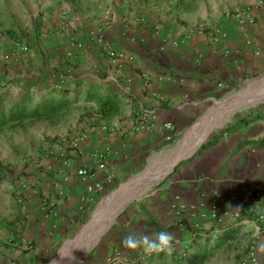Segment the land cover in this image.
I'll return each mask as SVG.
<instances>
[{"label": "crops", "instance_id": "1", "mask_svg": "<svg viewBox=\"0 0 264 264\" xmlns=\"http://www.w3.org/2000/svg\"><path fill=\"white\" fill-rule=\"evenodd\" d=\"M137 1L108 0L117 12L106 24L81 22L62 32L59 22L58 32L30 43L27 52L1 37L14 60L32 66L18 73L21 83L14 88L12 104L24 96L33 105L64 96L82 105L74 148H59L43 162L39 184L28 186V218L12 235L19 243L32 242V248L3 245L0 264H40L59 239L90 216L101 195L143 166L145 174L163 166L169 157L160 154L171 143L179 145L169 156L182 152L211 115L212 101L263 68L264 0L242 7L253 21L223 15L206 25L160 24L162 9ZM189 7L186 2L179 9ZM106 44L132 53L134 60H115ZM108 98L116 107L102 105ZM240 115L243 120L236 115L210 134L213 127L204 142L225 126L234 129L209 147H198L157 186L134 198L109 246L136 255L143 249L124 246L126 236L154 239L167 231L172 249L182 252L196 240L210 236L214 242L227 231L226 245L234 242L241 259L254 247L264 264V103ZM84 167L89 172L80 175ZM214 205L220 221L211 218ZM238 206L243 211L235 216Z\"/></svg>", "mask_w": 264, "mask_h": 264}, {"label": "rangeland", "instance_id": "2", "mask_svg": "<svg viewBox=\"0 0 264 264\" xmlns=\"http://www.w3.org/2000/svg\"><path fill=\"white\" fill-rule=\"evenodd\" d=\"M107 1L0 0V103L2 106L9 108L12 104L14 88L18 87L21 83V80L16 78L18 73L22 69L32 68V66H22L14 60L16 58H12L9 52L12 49H8L9 40L20 46L23 43L28 45L30 43L34 44L43 35L58 32L59 30H55V28L59 26L57 25L59 22H61L60 25L64 26V28L61 27L60 29L62 32L65 30L70 31V29L79 26L81 22L88 25L96 21L106 24L113 20V17L116 16L114 13L117 12L114 7L111 9L106 4ZM130 1L135 4L138 2L137 0ZM254 1L257 3L261 2V0H149L148 3H145V6L148 5L152 9L153 7L162 9L160 12L161 18L158 21L160 24L170 22L173 25L175 22L183 23L184 21H191L195 25H206L208 22L219 21L220 17L225 15V10L242 8ZM47 2H50V4H46ZM186 2L190 5L189 11L179 9L181 4ZM119 18V14L117 13L116 22H118ZM2 36L8 38V44L5 45L4 40L1 38ZM21 51L27 52L22 49ZM258 79L260 80L257 81ZM262 85H264V66L254 72L250 78L232 88H227L223 94L216 98V101H212L211 105L213 108L210 116H212L214 121L219 120L221 124L216 125L210 134L232 121L236 115L246 113L253 107L263 104L264 100L258 103L247 104L238 108L228 117H226L227 113L224 107H222L230 98L236 95H247L259 89ZM69 98L72 99L73 97ZM86 101H89V99H86ZM81 105L82 103L74 101L59 116L54 118L14 123L0 130V247L6 245L17 248L18 245H22L28 251L32 248V242L19 243V240L13 237H16V235H12L13 233H18L20 222L26 221L28 218V186L33 187L38 185L42 180L41 169L44 166L43 162L56 154L58 150L57 145L60 141L64 142V144L60 143L63 148L67 147L68 150L74 148V124L80 114ZM29 106L32 107L33 104L30 102ZM190 144L191 142H188L185 146L188 147ZM176 145L179 144L175 142L171 143L162 150L160 155L162 157L167 155L166 157L169 158L163 166L154 168L155 170L165 168L167 162L169 163L175 157V151L170 156L168 154L175 149ZM146 169L143 166L137 173L132 174L101 195L96 200L90 216L81 223H78L69 234L59 239L54 252L45 256L40 264H50L59 255L63 247H65L62 250L63 255L55 264H107L110 257L116 253H121L120 250H115L113 245L109 246V243L113 239H116L112 236L113 229L120 223L126 209L136 200L131 201L135 197L134 195L142 193L144 195L148 192L147 190L157 186V180L163 178L165 174L158 178V175H153L155 170L152 169L151 172L144 174L141 178L142 181L148 176L147 181H142L139 185L136 184L135 192L133 186H130L129 189L133 194L131 202L127 203L124 210L117 215L110 227L103 232L99 240L86 254L80 256L88 245L93 233H85L76 240L72 239L93 219L98 208L105 207L103 203L107 196L109 198L110 195L122 188L117 189L121 184L124 185L130 179L132 180V178L137 177L138 174L144 173ZM110 201L111 198L107 200V207ZM197 243H201L203 246L207 245L204 237L203 239L196 240L195 244ZM212 245L213 242L208 244L207 248L211 250ZM155 254L148 259V264L159 262L156 257L157 252ZM128 256L134 255L128 254ZM240 259L238 247L232 242L214 251L205 264H239Z\"/></svg>", "mask_w": 264, "mask_h": 264}, {"label": "trees", "instance_id": "3", "mask_svg": "<svg viewBox=\"0 0 264 264\" xmlns=\"http://www.w3.org/2000/svg\"><path fill=\"white\" fill-rule=\"evenodd\" d=\"M140 1L144 3L149 2V0H140ZM64 91L62 89L60 90V92L64 93L65 95L69 94L68 91L67 92ZM70 102L71 101L64 96H60L59 98L49 97L41 100L40 102L30 107L29 106L30 100H28L24 96L21 100L11 104L9 108H5L0 103V130L14 123H22L25 121L54 118L58 116L60 112H62L65 108H67ZM111 104L114 107H116V102H114L113 99L111 98H108L102 102V105H104V107ZM238 118H241V120H243V117H241L240 114H238ZM234 128L235 126L233 125L225 126L212 139L202 143L199 146L198 151H201L202 149H205L210 145L216 143L220 135ZM2 169L5 170L4 168ZM209 231H207L206 234ZM230 234L231 233L226 231L223 235L219 237V239L215 240L213 242L211 250L207 248V245L212 242V238L210 236H207L205 238V243H207V245L205 246H203L201 243L195 244L194 241L193 244H190L182 252H179L176 248L172 249L171 252H167V251L157 252L156 257L158 258L159 262H153V263L154 264H205L210 258V256L214 253V251L227 244V241L230 239L231 236ZM146 262H148V260H146L145 263Z\"/></svg>", "mask_w": 264, "mask_h": 264}, {"label": "bare ground", "instance_id": "4", "mask_svg": "<svg viewBox=\"0 0 264 264\" xmlns=\"http://www.w3.org/2000/svg\"><path fill=\"white\" fill-rule=\"evenodd\" d=\"M260 79H263V78H260ZM260 79H258L257 81H259ZM263 100H264V85H262V87H260L259 89H256L255 91L251 93H248L247 95H236L235 97L230 98L228 102L226 101L224 103V106L222 107H224V110L227 113L226 117H228L242 106H245L247 104L249 105L251 103H258ZM219 123L221 124L219 120L214 121L212 119V116L207 117L205 122L203 124H200L201 126L196 129V131L198 130V134L195 137V139L191 142L190 146L185 147L183 151L182 152L180 151L179 153L177 150V152H175V157L169 163L167 162L166 167L160 170H156L153 173V175H158L157 176L158 178L164 174L166 175V173L169 172V170L172 168V166L175 164V162L178 159L189 155L196 148V144L202 139L206 138V135L209 134V131L216 125H219ZM143 175L139 176L138 178L137 177L133 178L132 180H130V182H127L126 184H124L119 191L110 195L109 198H111V201L108 207L106 204L105 207H100V209H98V211L96 212L95 218H94L95 223L92 226H90V228L87 231L82 232L81 234V237H82L85 233H91V232L93 233L92 237L89 240L88 245L83 250L80 256L86 254V252L99 240L100 236L103 234V232L107 228L110 227V225L115 220L119 212L127 205V203L130 202V200L133 197V194L131 193V190L129 189L130 186H133V189L135 192L136 184L139 185L141 184L142 181H147L148 176H146V178L141 181V178L143 177Z\"/></svg>", "mask_w": 264, "mask_h": 264}, {"label": "built area", "instance_id": "5", "mask_svg": "<svg viewBox=\"0 0 264 264\" xmlns=\"http://www.w3.org/2000/svg\"><path fill=\"white\" fill-rule=\"evenodd\" d=\"M226 16H236L237 18H248L253 21V16L248 14L246 9L243 8H236V9H229L225 11ZM28 44L23 43L21 45V49L24 51H28L30 48ZM106 50L108 54L119 62L124 61H132L134 60V55L130 52H127L123 49H114L108 44H106ZM59 142L58 149L63 148ZM80 175H85L89 172L88 168H80L78 170ZM242 207L238 206L236 209L235 216H238L242 212ZM263 217V216H262ZM211 218L215 221H220L222 216L220 215V210L217 205H214L211 209ZM154 253L148 254L142 251L139 254L134 256L124 255L123 253H116L114 256L110 257L107 261V264H144L146 260H148ZM239 264H259L255 249L254 247L249 248L246 255L240 260Z\"/></svg>", "mask_w": 264, "mask_h": 264}, {"label": "clouds", "instance_id": "6", "mask_svg": "<svg viewBox=\"0 0 264 264\" xmlns=\"http://www.w3.org/2000/svg\"><path fill=\"white\" fill-rule=\"evenodd\" d=\"M172 235L167 231H161L156 234L153 239L148 235L137 236L135 234L128 235L122 243L130 249L142 248L145 253L151 254L160 251H172Z\"/></svg>", "mask_w": 264, "mask_h": 264}, {"label": "water", "instance_id": "7", "mask_svg": "<svg viewBox=\"0 0 264 264\" xmlns=\"http://www.w3.org/2000/svg\"><path fill=\"white\" fill-rule=\"evenodd\" d=\"M213 130V129H212ZM205 141V138L204 139H202L201 141H199L197 144H196V148L189 154V155H187V156H184V157H182V158H180V159H178L176 162H175V164L172 166V168L169 170V172L168 173H166V175L164 176V177H167L168 175H170L174 170H175V168H176V166L182 161V160H184V159H186V158H189V157H191L195 152H196V150H197V148L199 147V145L202 143V142H204ZM143 174H145V173H142V174H140L139 176H141V175H143ZM139 176H137V178L139 177ZM135 178V177H134ZM128 182H130V181H128ZM127 183V182H126ZM125 183V184H126ZM123 185H121L118 189H120L121 187H122ZM117 190V189H116ZM114 192V191H113ZM138 195H136L135 197H133V199L134 198H136ZM107 198H108V196H107ZM107 198L105 199V201H104V206H106V204H107ZM132 199V200H133ZM131 200V201H132ZM98 209H100V208H98ZM124 210V208L119 212V214L122 212ZM118 214V215H119ZM95 215H96V213H95ZM95 215L93 216V219L92 220H90V222L88 223V224H86L83 228H82V230L77 234V236L74 238V239H72V240H76V239H78L81 235L80 234H82V232H85V231H87L89 228H90V226H92L94 223H95V220H94V218H95ZM71 241V240H70ZM65 247H63L62 248V250L64 249ZM62 250H61V252L59 253V255L50 263V264H55L60 258H61V256L63 255V253H62Z\"/></svg>", "mask_w": 264, "mask_h": 264}]
</instances>
